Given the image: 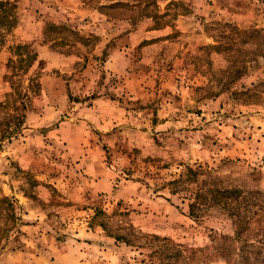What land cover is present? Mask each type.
<instances>
[{"label": "rangeland", "instance_id": "374dc122", "mask_svg": "<svg viewBox=\"0 0 264 264\" xmlns=\"http://www.w3.org/2000/svg\"><path fill=\"white\" fill-rule=\"evenodd\" d=\"M186 166L249 198L246 229L220 206L189 214ZM3 198L0 264L81 240L84 255L41 264H250L264 227V0H0Z\"/></svg>", "mask_w": 264, "mask_h": 264}, {"label": "trees", "instance_id": "16d2710c", "mask_svg": "<svg viewBox=\"0 0 264 264\" xmlns=\"http://www.w3.org/2000/svg\"><path fill=\"white\" fill-rule=\"evenodd\" d=\"M114 3V2H113ZM117 2L114 4H111L110 6L116 5ZM258 86H260L259 83H255L252 85V87L245 88L244 94H247L249 96H257L260 93V90H258ZM198 173H208L205 169H203L201 166H196V168H193L191 166L185 167V179H187L190 182L196 183L195 191L191 195V202L189 204V214L195 218H199L202 216V214L205 213L209 208L220 206L222 211L226 212V214L233 219V223L236 224L237 228H240V230L246 229L249 224V219H245L244 216H246V206L250 204L249 198L247 196L240 197V193L236 189H227V188H220L217 187L216 183L214 182L213 178L210 177V181L201 180V182L198 181L197 175ZM183 174V175H184ZM209 178V176H208ZM182 179V176L179 178L172 180L171 183L179 182ZM7 201L8 203V209H11V200L8 198L0 199V201L4 202ZM258 204V203H256ZM9 220L11 221L13 219L12 212H9L8 214ZM263 217V215H261ZM261 219H258L260 221ZM257 221V220H255ZM105 228L104 226H102ZM9 228L5 229L4 234H0V242L2 239H4L8 233ZM115 237V239L121 238L120 236L111 235ZM257 239L259 247H256L255 245H252V247H255L256 249L254 252H250L248 254V251L245 254V262L248 263L249 257H251L250 264H258V262H261L264 264V253H262V250L264 248V227L261 229L255 230V233L253 234V237ZM153 239H157L156 236H153ZM243 241H246L247 238H243ZM246 246H249L246 242H244V245L242 246L245 248ZM246 251V250H245ZM244 251V253H245ZM261 254L263 255L261 257ZM261 257V258H260ZM253 262V263H252Z\"/></svg>", "mask_w": 264, "mask_h": 264}, {"label": "crops", "instance_id": "0c3cea01", "mask_svg": "<svg viewBox=\"0 0 264 264\" xmlns=\"http://www.w3.org/2000/svg\"><path fill=\"white\" fill-rule=\"evenodd\" d=\"M93 231L94 230L90 229L89 227H86V228H84L82 234L79 233L77 236L88 237L91 239V237H93L92 236ZM82 243H83L82 240L80 242H77V241L65 242L63 244L54 243L51 245H47V247L46 248L44 247L45 249L43 248V250L41 252L34 254L33 258L31 260H29L27 257H25V255L23 253H19L18 256H9V258H8L9 260L6 263L12 264L13 259L15 257H18L19 262H21L23 264H26V261H27L26 258L28 259L29 263H31V264H41L43 261L50 259L51 257L56 258L57 254L58 255H62V254H66V255L68 254L69 255V253L70 254L77 253V257H80V256H82L83 251H82V248H80L79 246L82 247ZM93 244H95V243H91L88 245H93ZM66 255H65V257H66ZM83 255H84V253H83ZM61 259H62V257H61ZM55 264H59V262L56 261ZM61 264H63V263H61Z\"/></svg>", "mask_w": 264, "mask_h": 264}]
</instances>
